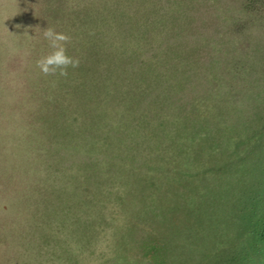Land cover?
<instances>
[{"label":"trees","instance_id":"obj_1","mask_svg":"<svg viewBox=\"0 0 264 264\" xmlns=\"http://www.w3.org/2000/svg\"><path fill=\"white\" fill-rule=\"evenodd\" d=\"M79 2L73 117L56 128L68 148L42 154L40 180L14 191L29 220L3 244L19 242L23 264H166L193 199L212 195L239 156L236 102L264 90V55L252 59L248 41L264 0Z\"/></svg>","mask_w":264,"mask_h":264},{"label":"rangeland","instance_id":"obj_2","mask_svg":"<svg viewBox=\"0 0 264 264\" xmlns=\"http://www.w3.org/2000/svg\"><path fill=\"white\" fill-rule=\"evenodd\" d=\"M79 1L84 0H0V264H23L31 256L19 242L3 244V237L9 238V225L21 232L29 220L24 211L26 203L14 191H23L40 180L46 159L42 154L68 148L60 144L56 128L62 121L69 124L65 127L71 124L69 99L78 72L70 67L66 76H45L36 61L51 51L43 37L48 27L67 34L71 38L67 54L82 60L79 40L83 37L69 15ZM95 1L102 5V0ZM256 22L248 38L252 59L264 55V18ZM256 65L251 60L254 75L260 73ZM260 75L264 77L263 69ZM259 95L248 103L236 102L230 149L235 148L239 156L227 169L229 176L233 174L221 180L212 195L205 193L201 199H193L190 217L181 219L184 227L175 233L166 264H264L263 89ZM220 109L213 107L212 111L216 114L211 121L217 126L225 118L224 105ZM256 109L259 112L255 115ZM212 131L210 144L220 136L218 128ZM52 134L56 136L50 139ZM200 181L205 188L207 179ZM241 190L246 197L238 200ZM85 264L99 261L88 256Z\"/></svg>","mask_w":264,"mask_h":264},{"label":"clouds","instance_id":"obj_3","mask_svg":"<svg viewBox=\"0 0 264 264\" xmlns=\"http://www.w3.org/2000/svg\"><path fill=\"white\" fill-rule=\"evenodd\" d=\"M43 37L51 49L47 55L41 56L36 61V67L43 75H56L58 73L60 76H66L70 67L77 68L79 66V59L67 54L66 45L71 39L67 34L48 27L43 31Z\"/></svg>","mask_w":264,"mask_h":264}]
</instances>
